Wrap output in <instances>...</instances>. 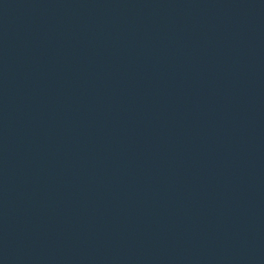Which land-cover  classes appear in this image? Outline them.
Masks as SVG:
<instances>
[{
  "label": "water",
  "instance_id": "95a60500",
  "mask_svg": "<svg viewBox=\"0 0 264 264\" xmlns=\"http://www.w3.org/2000/svg\"><path fill=\"white\" fill-rule=\"evenodd\" d=\"M0 264H264V0H0Z\"/></svg>",
  "mask_w": 264,
  "mask_h": 264
}]
</instances>
